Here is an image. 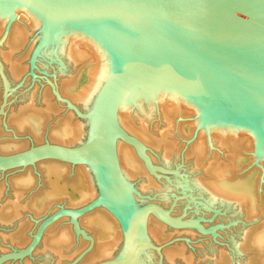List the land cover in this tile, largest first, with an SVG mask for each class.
Instances as JSON below:
<instances>
[{"label": "bare ground", "instance_id": "1", "mask_svg": "<svg viewBox=\"0 0 264 264\" xmlns=\"http://www.w3.org/2000/svg\"><path fill=\"white\" fill-rule=\"evenodd\" d=\"M22 14L0 13V70L6 64L7 74L13 79L28 71L25 62L27 50L31 42L32 55L35 40L41 34V21L37 15ZM119 57L112 52L109 43L67 25L54 23L44 47L32 64L38 70L52 73L47 79L54 84L60 100L64 99L82 113H87L97 112L102 105L110 85L122 70L123 60ZM144 76L130 82L120 92L113 105L111 122L136 140L149 164L138 155L133 145L116 135L108 139L101 152L123 194L133 205L151 202L164 206L168 201L165 193H169V189L172 191L174 186L170 187L157 173L182 160L183 168L194 176H186L183 181L180 180L182 182L176 181L175 184L185 188L183 192L186 194L200 196L198 202L201 209L220 204L230 209L228 213L231 217L239 218L241 223L255 222L258 220L256 215H262L261 227H254L259 228V232H252V226L247 228L242 224L244 227H240L239 242L232 243V252L237 256H240L245 243L256 249L260 260L256 261L260 264L264 257V158L255 154L257 132L224 110L210 108L203 99H197L189 91L165 82L157 75ZM49 90L46 88L40 93L41 107L33 103L35 92H31V102L27 103L25 110L21 111L22 107L17 115L9 119L12 128L15 132L28 131L35 141L46 136L51 143L60 145L83 142L93 120L80 121L74 118L70 109L63 115L57 114L58 108L63 105L49 97ZM26 144L9 138L0 140V153L22 150ZM261 150L264 152V143ZM37 164L40 167L36 166V169L45 178L46 188L35 195L33 193L31 201L22 203L23 195L34 180L31 165L22 168L24 172L13 176L10 183L7 181L8 186L12 185L13 193L11 200L0 202V245L17 243L21 246L30 242L28 227L31 221L26 223L28 219L20 218L24 211L31 213L33 209L34 214H42L60 199L71 209L84 206L97 196L106 200L87 165H71L56 160H42ZM151 165L157 167L156 172L151 171ZM71 166L75 178L68 182L64 177ZM239 171L244 177L247 173V176L243 178ZM3 187L1 182L0 198L4 193ZM63 218L66 221L62 226L58 220ZM7 228L12 231H2ZM169 228L152 214L141 215L134 221L135 243L147 241L160 247L156 252L150 247L140 246L135 255L136 264L191 263V254H185L183 246L175 244L161 248L160 243L166 239ZM122 240L119 219L108 203H100L73 220L63 216L51 222L37 244L40 247L38 250H42L35 263L31 262L37 255L33 250L32 253L36 254L9 261V264H62L67 262L64 258L69 261L67 264H97L116 259ZM6 250L2 249L3 252L9 251ZM224 254L223 251L218 253V259L210 264H251L247 259L242 261L233 257L227 261Z\"/></svg>", "mask_w": 264, "mask_h": 264}, {"label": "water", "instance_id": "2", "mask_svg": "<svg viewBox=\"0 0 264 264\" xmlns=\"http://www.w3.org/2000/svg\"><path fill=\"white\" fill-rule=\"evenodd\" d=\"M0 13L36 14L40 19L41 34L31 67L54 23L109 43L123 60L97 112L82 113L65 100L76 113L93 120L82 143L67 146L46 140L0 154V171L28 165L35 170L42 160L83 163L106 200L97 196L75 209L60 206L40 221L25 247L1 253L0 264L30 255L51 222L63 216L73 220L100 203H108L119 219L123 240L116 259L97 264H136L140 246L159 251L147 241L135 243L134 221L141 215L152 214L172 227L195 225L170 217L155 204L130 203L101 154L108 139L116 135L149 164L136 140L111 122L118 95L142 75H157L255 129V154L264 158V0H0ZM54 92L58 97L56 88Z\"/></svg>", "mask_w": 264, "mask_h": 264}, {"label": "rangeland", "instance_id": "3", "mask_svg": "<svg viewBox=\"0 0 264 264\" xmlns=\"http://www.w3.org/2000/svg\"><path fill=\"white\" fill-rule=\"evenodd\" d=\"M20 15L23 16L22 13H20ZM35 42L37 43L38 40L36 39ZM25 48H27V46ZM27 52H28V56H27V59L25 62L28 64V65L26 64L28 66V69H27L28 71L26 70L27 72L24 73L22 76L18 77L17 79L16 78L15 79L10 78V76L7 74L8 69L6 68L7 67L6 64H4L2 71L0 70V140H5L6 138L7 139L9 138V139H14L15 141L21 140L23 142H27L26 146L24 148L22 147V149L29 147L31 144H40V143L45 142L46 140L49 141V139L46 138V136H44L40 141H35L32 139L31 134L28 131L15 132V130L12 128V126L9 122V119L12 116L17 115L19 113V111L22 109V107H23V109L21 111L25 110L24 107L27 106V103L31 102V99H30L31 92H35V99H34L33 103L36 106L41 107L43 102L40 100L41 99L40 93H41V91H44L46 88H48V90L50 88V90L48 91L49 97L52 98L53 100H55V102H60V103L62 102L61 105H63V106H60V107H62L60 110H59L60 107L58 108L57 114L63 115L65 113H67L70 109L74 113L73 114L74 118H76L80 121H83V120L86 121L88 119V118L76 113L73 110V108H71L65 104V101L63 99L60 100V98L56 96V94L54 92L55 88H53L52 85L50 84L51 81L47 79V76L52 75V73L47 74L46 71L38 70V69H36L35 66L31 67V42H30V45H29ZM15 57H16V55H15ZM32 69L34 70L33 73H32ZM5 80L7 81L6 83L4 82ZM62 109H63V111H62ZM87 128H88V124H87ZM45 131H46V129L44 130V133H45ZM73 145H77V144H73ZM9 153H11V152H9ZM178 164L174 165L175 167L170 166L169 169L168 168L163 169V171L159 170L160 172L157 173L158 174L157 176L164 178L165 179L164 181L167 184H169L170 187L174 186V187H172L173 189L171 188L172 191H170V189H169V193H168V191L165 193L167 196V198H165V199L168 200L166 202V204H164V206H160L159 204H157V206L158 207L160 206V208L162 207L161 209L163 211L167 212L170 217H172L174 219H178V220L183 221V222L192 221L195 223V225L183 226V227H172V226L168 225L170 227L169 228L170 230L169 229L166 230L167 237H166V239H164L162 241V243H160L162 246H164V247L161 246V248L173 246L175 244L183 246L185 254H191L192 261L190 264H210L212 261L218 259V253H220L221 251H223V253H225L224 258L227 259V261H229V259H228L229 257L230 258L233 257V259L238 258L242 261H246V259H247V261L249 260L248 262H250L251 264H258L257 262L260 260H259V254L258 255L256 254V252H257L256 249L252 248L250 245L245 243L242 246L240 256H237V255H234L232 252V250H233V244L232 243H233V241L239 242L238 239L241 237L239 235V233L242 232L240 230L241 229L240 227H244L243 225H245V227H247V228L249 226H252L253 227V228L251 227L252 232H255V233L259 232L260 231L259 228L254 229V227H261V224L263 221H261L260 218L262 217V215L257 214L256 217L258 220L255 222L250 221V223H248V222L244 223L242 221V223H241L239 218L231 217V215L228 213L230 209H228L227 207H224L220 204L219 205L218 204H211V205H209L210 207L205 206V208L201 209V206L199 203L200 199H201L200 196H197L195 194L193 196V195H190L188 192H187V194H188L187 195L186 192H183L185 190V188L183 189V187H181L180 185L176 186V184H175L176 181H177L176 183H178V182L180 183L184 180V179L182 180V178H185L186 176L189 177L191 175L188 172L187 168H183L182 160ZM38 165L39 164H36V166L39 168L40 166H38ZM71 165H73V164H71ZM72 168H73V166H71L69 168V172L64 177V179L68 182H70L71 180H74V178H75V175H72V173H73ZM155 168L157 169V167H155ZM156 169L154 170L155 172H156ZM243 169L245 170V168H243ZM185 171H186V173H184ZM240 171H239V174L242 175V173ZM23 172L24 171H22V167L11 169V170L9 169V170L0 171V183L2 182L3 186H4L3 187L4 193L1 195L2 198H0L1 203L6 202V200L8 202L9 200L12 199L10 197V195L12 196V193H13L11 191L12 185L8 186L7 181H9V183H10V180L12 179L13 176L19 175ZM155 172H153V173H155ZM31 173L34 177V180H33V183L30 185V189H28V191L25 192L26 194L23 195L22 203L31 201L32 196H34L38 192L42 191V189L45 190V188H46L45 187V178L43 177V175H40V173L38 172V169L34 170L31 167ZM245 175L247 176V173ZM242 176H243V178L246 177V176L244 177V174ZM167 178L169 181H171L170 183L167 180ZM237 178H240V177H236V179ZM180 180H182V181H180ZM33 193H34V195H33ZM188 196H189V198H187ZM9 197H10V199H9ZM146 198H148V197H146ZM148 203H151V202H148ZM148 203H141L140 205H144V204H148ZM151 204H153V203H151ZM155 205H156V203H155ZM60 206H63L65 208L69 207L68 204H66L64 202V200L60 199V200H57L56 202H53L52 207L50 206L51 207L50 209L46 208L47 209L46 212H44L42 214L41 213L40 214L39 213L34 214V210L31 209V213H30V211L29 212L24 211L23 212L24 215H22L23 219H22V216L20 218H21V220H25V221L28 219L29 221L27 220L26 223L31 221L30 222L31 224H29V227H28V230H29L28 232L29 233L31 232V234H33L36 227L40 223V221L43 218H45L46 215H48L52 211L58 209ZM197 207H199V208H197ZM194 208L195 209L197 208L196 209L197 212L193 211ZM32 212H33V214H32ZM25 215H27V216H25ZM32 215L33 216L35 215L37 218L35 216L33 217ZM39 215H40V217H39ZM260 215H261V217H260ZM62 220L59 219L58 222H59V225L63 226L65 224L64 221H66V220H65V218H63ZM259 220L261 223L258 222ZM60 221H62V222H60ZM246 224L247 225L250 224V225L247 226ZM255 225H257V226H255ZM244 229H246V228H244ZM3 230H4V232L9 231L8 233H10V231H12L10 228L2 229V231ZM28 232H27V235H29ZM29 236H28V239L30 238ZM29 240H27V241H29ZM27 243L25 242V244H27ZM12 244L9 245L8 243L7 244L4 243L3 245H0V246L4 251V249H6V248H7V250L20 249V248H23L25 245V244H22L21 246H19L20 244H17V243L16 244L12 243ZM37 246L39 247V245H37ZM121 246L117 251V255L119 254V252L121 250ZM157 247H159V246H157ZM2 249L0 250V252L2 251ZM38 249H40V247L37 249L36 248L34 249L36 251L37 255H34V254H36L35 252L32 253L34 255L33 258L31 257L32 263H35L36 260L39 259V254H40V251L42 249L41 250H38ZM145 249H149V248H145ZM150 250L153 251L154 249H150ZM115 257H117V256H115ZM257 259H258V261H256ZM64 260L69 262L68 260H66V258H64ZM159 260H161V259H159ZM263 260H264V257L261 260L263 263L260 262V264H264ZM67 262L62 263V264H67ZM9 263H10L9 261L5 262V264H9ZM38 263H41V261ZM52 263L50 262V264H52ZM45 264H47V263H45ZM175 264H182V262L181 263H175Z\"/></svg>", "mask_w": 264, "mask_h": 264}]
</instances>
